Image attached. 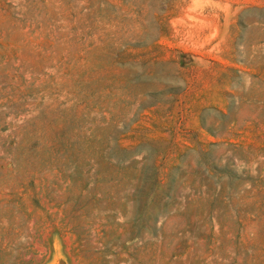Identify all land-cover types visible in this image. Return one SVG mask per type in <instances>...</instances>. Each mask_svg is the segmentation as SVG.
Wrapping results in <instances>:
<instances>
[{
    "label": "rangeland",
    "instance_id": "374dc122",
    "mask_svg": "<svg viewBox=\"0 0 264 264\" xmlns=\"http://www.w3.org/2000/svg\"><path fill=\"white\" fill-rule=\"evenodd\" d=\"M0 264H264V0H0Z\"/></svg>",
    "mask_w": 264,
    "mask_h": 264
}]
</instances>
